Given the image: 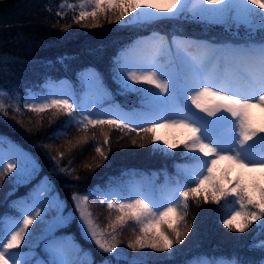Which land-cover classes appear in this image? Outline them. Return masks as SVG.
Masks as SVG:
<instances>
[{"label": "snow or ice", "instance_id": "snow-or-ice-1", "mask_svg": "<svg viewBox=\"0 0 264 264\" xmlns=\"http://www.w3.org/2000/svg\"><path fill=\"white\" fill-rule=\"evenodd\" d=\"M59 7L73 10L72 22L82 28L102 27V22H107L142 29L171 20L221 26L231 33L229 39L215 42L152 31L125 45L114 58L111 79L120 94L140 97V108L131 112H124L118 105L104 107L113 93L95 68L85 69L79 77L87 103H81L73 93L56 90L24 99L22 108L19 103L0 100V115L4 116L9 115V109L21 116L24 111L31 112L41 120L47 112L52 117L66 116L68 119L50 138L65 136L68 128L75 127L83 135L67 141L68 145L75 148L89 139L96 141L93 150L100 157L96 167L108 159L105 149L110 151L105 128L136 133L141 141L152 143L155 151L183 148L181 155L188 163L178 167V178L164 188L121 189L97 195L100 204L117 213L109 217L104 228L87 207L89 194L72 195L84 238L102 252L115 254L104 264H120L121 258L125 264H146L145 250L173 255L174 245L182 244L192 229L186 220L190 201L197 207L201 202L220 205L224 201V228L245 233L259 221L257 229L264 235V0H78L75 4L62 0ZM65 15L56 12L61 19ZM6 63H0V67ZM89 129L100 131L102 144L95 131L89 137ZM161 130L178 136L165 138L158 134ZM5 139L0 136V142ZM131 143L145 146L136 139ZM63 155L57 150L53 160ZM4 159L0 155V179L13 169L22 173L28 166L35 173L39 167L33 157L19 149L13 150L8 163ZM59 170L71 175V161ZM43 208V202L33 201L17 216L0 219V264H74L67 259L63 241L55 238L45 246L48 259H25L29 255L25 251L28 241L36 231H30L29 226L38 217L43 222ZM67 221L61 215L58 225ZM130 222L135 227L127 248L138 255L128 257L118 247L121 230ZM258 247L264 256V240ZM78 251L83 249L78 247ZM87 264H94V260L89 258ZM260 264H264V258Z\"/></svg>", "mask_w": 264, "mask_h": 264}, {"label": "trees", "instance_id": "trees-1", "mask_svg": "<svg viewBox=\"0 0 264 264\" xmlns=\"http://www.w3.org/2000/svg\"><path fill=\"white\" fill-rule=\"evenodd\" d=\"M61 2L0 0V63L7 61L6 65L0 67V92L4 93L0 100L5 104L19 103L22 108L24 99H28L29 95H45L44 84L49 80L66 81L75 91H83L79 78L81 73L87 68H95L113 93L110 103L118 105L124 112H131L140 108V97L135 93L120 94L118 85L111 79L114 58L125 45L152 31L169 36L178 33L191 39L215 42L225 41L231 36L221 26L171 20H162L142 29L122 28L107 22H102V27L82 28L72 22L73 10L59 7ZM63 2L75 4L78 0ZM57 11L66 13L63 19L56 16ZM65 27L67 31H64ZM67 119L63 114L52 117V113L47 112L41 120L31 112L24 111L21 116L10 109L8 116L0 115V136L6 138L0 142V153H5L9 143L33 157L39 165L35 173L26 166L22 173L13 169L12 173L0 179V219L17 216L18 213L12 209L14 203L19 199L26 201L23 199L25 196L26 199H33L35 187L45 184L42 190V195H47L44 199L47 203L42 209L44 220L41 222L38 217L29 226L30 231H36L28 241L25 251L29 255L25 259H48L42 245L55 238L72 244L68 251L74 264H87L89 258L94 260V264H104L115 254L102 252L84 238L79 228L80 222L74 214L76 210L72 195L89 194L87 207L95 222L104 228L109 217L114 218L117 213L114 210L110 213L106 204L99 203L97 195L102 196L114 189L128 192L131 171L139 179L140 174L145 173L157 175V183L175 181L178 178L177 164L186 165L188 161L181 155L183 148L155 151L152 143L141 141L136 133L105 128L104 131L109 132L110 136V151L105 149L108 159L96 167L100 161L93 150L96 141L89 139L75 148L68 145L67 141L83 135L75 127L68 128L65 136L50 138V134H54V130ZM93 131L102 144L103 136L98 129H89V137ZM174 136H178V133ZM132 139L145 146L133 145ZM57 150L64 153L63 158L53 160ZM70 161L73 169L71 175L61 173L59 167L68 166ZM85 164L90 167L86 168ZM228 199L230 201L232 198ZM189 203L190 214L186 217L192 224L189 235L182 244L174 245L173 255L145 250L148 253L145 256L146 264H231L232 261L260 264L264 256L258 245L264 240V235L257 229L259 221L245 233L230 232L222 223L224 201L220 205L201 202L199 207L191 201ZM61 215L68 218L64 225H58ZM134 227L129 223L121 230L118 250H123L128 257L138 255L127 248V240L132 237ZM78 247L83 251H78ZM120 264H125L124 258H121Z\"/></svg>", "mask_w": 264, "mask_h": 264}, {"label": "rangeland", "instance_id": "rangeland-1", "mask_svg": "<svg viewBox=\"0 0 264 264\" xmlns=\"http://www.w3.org/2000/svg\"><path fill=\"white\" fill-rule=\"evenodd\" d=\"M151 2L153 3H157V2H161V0H151ZM44 87L46 89L45 91V95L50 91V90H56V91H68L70 93H73L74 95L78 96L79 97V100L81 103H87V97L85 96L84 92L83 91H75L74 88L66 81L64 82H59V81H52V80H49L48 82H46L44 84ZM33 95H29L28 99H30ZM38 97H42V96H38ZM113 103H110V101H105L104 103V107L105 108H110L112 107ZM257 119L259 118V113L256 112L255 113ZM159 135L161 136H164L165 138H169L171 139L175 134L177 133H166L165 130H161L159 133ZM159 143V141H157ZM161 146H163L161 144ZM164 147V146H163ZM16 149L13 145L9 144L7 145V149L4 150V154H1L3 157H5L4 159V163H8L11 159V157H13V150ZM168 150V149H167ZM171 151V150H169ZM179 166H183V165H179ZM178 166V167H179ZM220 167H223V165H221ZM140 178L139 179L137 176H135L134 172H130V176H129V183H128V187H129V191L130 190H145V191H149L151 190L152 188H164L168 183L166 181H161V183H157L156 182V178H157V175L155 174H145V173H141L140 174ZM45 188V184H41L39 187H35L34 189V194H33V199L32 198H28L26 199V196L23 197V199H25L26 201L24 200H17L16 203H14V206L12 207V209H14L18 214L20 211L22 210H26L27 206L28 205H31L33 203V201H40V202H43V204H46L47 201H44V199L47 197V195H42V190ZM116 191H119L118 189H114L113 191L111 192H116ZM46 202V203H45ZM34 214V213H33ZM69 214V218H71V212L69 211L68 212ZM76 218H77V221L79 223V215L78 213L74 212ZM131 223V222H130ZM132 224V223H131ZM88 242L90 243H94V242H91L90 240H87ZM48 243H43L42 247L43 249L45 250V246L47 245ZM65 244V247H66V253H67V259H69L71 261V256L69 254V249L70 247L72 246L71 243H64ZM46 251V250H45ZM48 254V253H47ZM48 256V255H47ZM49 258V256H48ZM110 260V259H108ZM114 264H115V261H114Z\"/></svg>", "mask_w": 264, "mask_h": 264}]
</instances>
